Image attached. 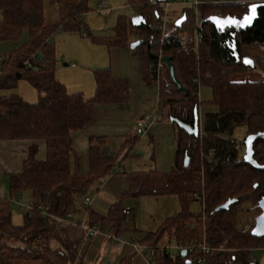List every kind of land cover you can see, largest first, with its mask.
<instances>
[{"label": "trees", "instance_id": "trees-1", "mask_svg": "<svg viewBox=\"0 0 264 264\" xmlns=\"http://www.w3.org/2000/svg\"><path fill=\"white\" fill-rule=\"evenodd\" d=\"M164 1L168 0H127L133 14L143 16L145 22L135 26L132 17L120 14L114 32L107 35L87 28L84 16L91 9L89 0H51L59 10L57 21L46 18L44 0H0V40L17 41L25 36L2 60L0 89L14 90L23 79L39 95L36 102L14 92L0 96V142L32 141L22 169L6 175L10 197L0 196V264H88L79 254L81 241L66 230L67 216L71 213L74 218L79 211L78 200L83 201L97 179L126 172L122 163L132 155L135 141L142 136L128 134L118 155L102 151L105 136H92L88 166L83 171L81 156L74 147L75 133L93 120L100 104L129 101L131 89L128 78L114 76L110 67H100L93 70L92 96L69 91L56 76L54 36L61 29L77 30L94 42L105 44L108 50L118 47L137 54L148 84L159 78L161 69H166L159 96L162 103L169 105L170 117L193 125L195 109L201 105L199 87L207 85L212 89L209 104L216 105L217 110L206 111L199 135L189 134L172 123L175 156L170 170L129 172V186L122 197L176 195L180 201L178 213L167 217L155 230H140L139 238L130 240L134 247L139 243L136 250L146 261L150 249L155 251V262L149 260L145 264H198V257L204 259L203 264H260L256 251L264 250V236L251 234L253 222L247 228L243 213L252 207L260 212L264 168L245 162L241 151L235 148L237 142L244 144V140L238 141L233 134L239 126L245 128V136L264 131V80L240 81L232 77L250 71L243 62L247 57L254 58L247 48L264 44V7L259 9L252 27L221 32L209 20L211 16L241 18L251 3L259 1L199 0L197 8L184 5L186 19L181 25L170 23L163 31ZM134 38L142 43L132 49ZM156 39L158 44L154 43ZM233 45L239 59L234 57ZM163 56L171 57L184 89L172 80ZM259 63L264 70V61ZM41 141L45 144V158L38 156ZM186 156L189 166L184 165ZM254 158L264 165V139L255 141ZM26 191L32 193L33 199L24 211L23 223L16 225L12 207ZM229 198L238 200L228 209H218ZM194 202L200 203V211L191 209ZM124 209L121 201L103 213L84 205L88 224L99 226L114 245L116 236L126 241ZM166 235L175 245H194V251L187 256H173L172 251L160 246ZM203 244L212 248L210 253L203 252ZM118 264L135 263L129 256Z\"/></svg>", "mask_w": 264, "mask_h": 264}, {"label": "rangeland", "instance_id": "rangeland-1", "mask_svg": "<svg viewBox=\"0 0 264 264\" xmlns=\"http://www.w3.org/2000/svg\"><path fill=\"white\" fill-rule=\"evenodd\" d=\"M178 0H168V15L176 20L182 17L183 4ZM262 1L264 0H254ZM106 4V9L99 10V4ZM91 9L85 14L84 21L87 28L96 34H112L114 32V26L120 14L129 15L132 13V6L127 3V0H89ZM44 13L48 20L57 21L59 18V10L56 4L51 0H44ZM2 14L0 12V20ZM167 27H163V31H166ZM183 35H186L183 33ZM25 36H22L20 40H0V70L2 60L9 54V51L19 45ZM137 40L136 38L133 39ZM155 44H158L157 39L154 40ZM55 51L57 55V78L66 85L69 91L83 90L85 96H88L94 91L95 81L93 76V70L100 67H110L112 60L111 51L106 48V45L100 42H94L91 37L84 36L77 30L66 31L61 29L54 36ZM104 45V47L102 46ZM263 45L257 47H248L247 51L253 56L257 65L250 69L245 74H235L232 79L234 80H264V70L262 69L260 61H264V48ZM157 51V49H156ZM98 52V53H97ZM135 55V54H134ZM137 55V54H136ZM139 60V56H136ZM146 57V56H145ZM262 59V60H260ZM140 61V60H139ZM105 63V64H100ZM67 64V65H66ZM260 64V65H259ZM105 65V66H104ZM166 69H161L159 78L155 80V85L158 88L163 87V80L166 75ZM153 82V81H152ZM151 82V83H152ZM92 88V92L88 93V89ZM17 93L25 98L29 102H36L39 98L37 89L26 80H20L17 87L14 90H1L0 96L8 93ZM93 94V93H92ZM180 97V96H179ZM199 97L201 105L198 109L199 125L203 127L204 116L206 111L212 110L213 104H208L206 100L211 97V88L207 85H201L199 88ZM159 103L161 105L162 112L167 116L166 121H170V108L169 105L162 103V99L159 96ZM169 119V120H168ZM130 128V132H133V124L127 125ZM167 129L164 132L162 142H159V147H155L156 156L153 155L154 144L151 141V137L139 136L135 141L132 149L131 156L124 159L122 166L126 173L112 174L105 178L97 179L90 188H88V195L92 198L91 206L100 212H107L111 204L121 201L124 206H129L132 210L130 215H126L125 219V243L118 249L116 245L110 240H107L106 246L103 250H99L100 263L108 261L112 258L113 254L117 250H122L123 247H130L131 252L132 245L129 242L131 239H138L140 236V230H155L161 220L164 217L174 215L180 210V201L176 195H148L140 196L138 198L132 196H121L129 186V172L137 170L149 171L151 169H161L162 171L170 170L175 156L174 141L175 134L172 126L167 124ZM233 137L238 141H242L245 138V128L239 126L235 129ZM124 142V137L118 135H112L101 145L102 151L110 155H118ZM162 143V145H161ZM130 145L127 147V149ZM83 171H86V158L82 161ZM3 192L5 198L10 197L9 187L7 185V177L2 180ZM82 199V198H81ZM78 200L77 207L83 212L75 213V222L81 223L86 216L84 210V204L82 200ZM22 204L30 205V198L28 192H24L21 197L18 198ZM251 207V206H248ZM191 209L194 211H200L201 205L199 202H194L191 205ZM260 209V208H259ZM24 210L16 207H12V221L16 225H21L24 221ZM259 214V210L256 207L250 208L243 213V219L246 221L244 225L255 223V217ZM82 216V217H80ZM86 219V218H85ZM243 225V224H242ZM252 225V226H253ZM246 228V229H247ZM102 232L96 233L93 239L102 235ZM130 245V246H129ZM160 246H166L173 253L176 252V245L173 241H170L169 236H165L160 243ZM90 252V251H89ZM96 249L93 250V253ZM90 253L88 256L92 255ZM140 252H134L137 255L136 260L139 264L146 263L142 256L138 254ZM135 258V256H134ZM256 258H258L260 264H264V250L256 251ZM112 262V261H111ZM112 264V263H111Z\"/></svg>", "mask_w": 264, "mask_h": 264}, {"label": "crops", "instance_id": "crops-1", "mask_svg": "<svg viewBox=\"0 0 264 264\" xmlns=\"http://www.w3.org/2000/svg\"><path fill=\"white\" fill-rule=\"evenodd\" d=\"M175 1L177 2L178 0H175ZM129 16L130 17L135 16V14H133V11L131 14H129ZM177 19L175 20V22L177 21ZM102 46L104 47V45ZM263 48H264V45H263ZM110 51L112 54V60L109 66L111 68L112 74L116 77L128 78L129 83H130L131 95H130L129 101L125 103L100 104L96 109V113L94 115L93 120L88 125H86L84 128L78 130L75 133L74 147H75L76 152L80 154L82 161L84 160V158H86V169L88 166L87 156H88L89 138H91L92 136H105V139L107 140V138L111 137L112 135H118V136L124 137L123 143H125L128 134H132L130 132V128L127 125L129 123H132L134 127L133 132L134 134H137L136 124L140 119H142L144 113L148 110H153L156 107H160L159 88L157 87V85H155V81H153L150 84L145 82L144 77H143L142 60L140 59V57H139V60H140L139 61L138 58L136 57L137 55H134L133 53H131L130 50L124 49V48L115 47V48H112ZM100 64H105V63H100ZM255 65H257L256 62H255ZM56 69H57V66H56ZM94 90H95V87H94ZM74 91H78V90H74ZM81 91L83 92V90ZM91 92H92V88L88 89V93H91ZM92 93L94 94V91ZM92 93L89 94L88 96H92L93 95ZM212 96H213V93L211 89V97H209L206 101L210 102L212 99ZM200 101L204 102L202 100ZM213 106L214 107L211 108L212 109L211 111H216L217 106L216 105H213ZM167 124L169 126L170 125L172 126V123L170 121L165 120L162 123H159L153 126L150 132L144 135V136L151 137V141L156 148L157 147L160 148L159 142L160 141L162 142L164 132L167 129L166 127ZM134 134H132V136ZM31 143L32 141L28 139L3 140L0 142V196H5V193L3 192V189L1 188L3 178L6 177L7 173L17 172L22 169L23 162L28 155L27 154L28 148ZM174 150H175V141H174ZM154 154L156 156L155 151H154ZM38 156L40 158H45L46 156L45 144L43 141H41L40 143V150H39ZM121 168L123 169V166ZM26 192H28L29 194L30 203H31L33 199L32 193L30 191H26ZM125 208H128L131 214L132 212L131 208L129 206H125ZM81 212H83V210L78 211V213H81ZM78 213H76V215ZM167 217L169 216L164 217L163 220H161V222L159 223V225ZM74 218L70 222L66 223V230L72 238L78 239L81 241L82 243L81 251L79 252V254L84 258V261L88 264H100V256L98 254L100 253L99 250H103V248L106 246V243L108 242L107 240L109 239L102 233V235L96 236L91 242V239L93 237H89V238L86 237V230L80 225L79 223L80 221L75 222ZM141 231H147V230L141 229ZM126 243H130L132 245L130 241ZM94 249H96L95 253H93ZM118 249H121V248H118ZM132 249H133L132 250L133 252H131L130 247L126 248L125 246L123 247L121 251L117 250L116 253L113 254L112 258L108 259V261L106 262L107 263L110 262V264L111 263L118 264L122 258L132 256V262L135 264H139L136 260L137 255L134 254V252H138V251L133 245H132ZM90 253H93V254L88 256ZM142 258L144 260L143 256ZM144 261L147 262L146 260ZM103 262L105 263V261Z\"/></svg>", "mask_w": 264, "mask_h": 264}, {"label": "water", "instance_id": "water-1", "mask_svg": "<svg viewBox=\"0 0 264 264\" xmlns=\"http://www.w3.org/2000/svg\"><path fill=\"white\" fill-rule=\"evenodd\" d=\"M255 5L256 7L253 8L252 6ZM264 7V2H253L249 5L248 11L241 17H233V16H219V15H213L209 18V20L215 25L217 29H219L221 32H224L227 28H237L240 30H245L247 28H250L254 25L255 21L258 19L259 16V9ZM245 16L250 17V20L245 21ZM186 19V16L183 15L182 17L178 18L176 21V25L179 26L182 24V22ZM229 20H235L238 21V23L232 24V23H226V21ZM132 22L135 26H138L145 22V19L141 15H135L132 17ZM142 41L140 39L134 40L131 42L130 47L132 49H135L138 47ZM148 49H150V45L148 44ZM232 50L234 52V57L238 58V53L236 52V46L233 45ZM152 56H156L155 54L150 53ZM163 61L168 65L170 75L172 80L178 85L180 89H184L182 84L180 83L178 77L176 76L174 65L171 62L170 56H163ZM244 64L248 66L249 68H253L255 66L254 59L247 57L243 60ZM171 123H176L181 129L185 130L189 134L193 135H199L200 134V125H199V116H198V108L195 109V121L194 124H188L182 120H180L177 117L171 116L170 117ZM257 139H264V131H260L257 133H251L245 136L244 138V145H245V152L243 155V159L248 164H251L255 168H263L264 165H261L257 162V160L254 158V143ZM190 159L188 156H186L184 160V165L189 166ZM238 199L237 198H229L226 202L221 204L218 209H228L231 204L235 203ZM258 207L260 208V213L255 217V223L252 227L251 234L253 236L261 237L264 236V195L261 197V199L258 201ZM188 252L184 248L181 250V255L187 256ZM251 264H257L256 262H252Z\"/></svg>", "mask_w": 264, "mask_h": 264}, {"label": "built area", "instance_id": "built-area-1", "mask_svg": "<svg viewBox=\"0 0 264 264\" xmlns=\"http://www.w3.org/2000/svg\"><path fill=\"white\" fill-rule=\"evenodd\" d=\"M183 5H189V6H193V8H197V6L199 5L200 1L199 0H184L181 1ZM106 9V4L101 3L99 5V10L103 11ZM169 11H168V1H164L162 2V15H161V19L164 23V28H166L168 26V24L170 23H174L175 20H173L169 15H168ZM167 116L162 112V110L159 107L154 108L153 110H148L144 113L142 119H140L137 124H136V133L138 135H146L150 132V130L152 129L153 126L162 123L163 121H165V118ZM235 148L241 152L245 151V145L241 144L240 142H237L235 144ZM92 198L90 197V195H86L83 199V204L86 206H91L92 204ZM14 207L16 208H20L22 210H27L29 209V205L26 204H22L20 201H15L14 202ZM124 213L125 214H129L130 210L128 208L124 209ZM67 222H70L72 219V214L69 213L67 216ZM86 218V219H85ZM80 225L86 230V237H92L94 236L96 233L100 232V227L97 225L94 226H90L88 224V218L87 215L84 217V219L81 221ZM107 231L105 230V233ZM115 243L118 247L122 246V244L124 243V240L122 237L120 236H116L115 237ZM135 248L139 249V243H135ZM186 249L188 253H192L194 251L195 246L194 245H176V252L173 253L172 255L175 256L178 253H181L182 249ZM163 250L166 251H171L169 250L166 246H162ZM203 252L205 254L210 253L212 248L206 246L205 244H203L202 246ZM154 255H155V251L150 249V251L148 252L146 259L148 258V261L151 260L152 262L154 261ZM197 262L198 264H203L204 263V259L202 257H198L197 258Z\"/></svg>", "mask_w": 264, "mask_h": 264}, {"label": "snow or ice", "instance_id": "snow-or-ice-1", "mask_svg": "<svg viewBox=\"0 0 264 264\" xmlns=\"http://www.w3.org/2000/svg\"><path fill=\"white\" fill-rule=\"evenodd\" d=\"M252 7L255 8L256 6L253 5ZM244 19H245V21H247V20H250V17L245 16ZM226 23H232V24H235V23H238V21H235V20H229V21H226Z\"/></svg>", "mask_w": 264, "mask_h": 264}, {"label": "flooded vegetation", "instance_id": "flooded-vegetation-1", "mask_svg": "<svg viewBox=\"0 0 264 264\" xmlns=\"http://www.w3.org/2000/svg\"><path fill=\"white\" fill-rule=\"evenodd\" d=\"M245 152V151H244ZM244 152H241L244 155ZM254 167V166H253ZM264 168V167H263ZM262 169V168H261ZM261 211V210H260ZM260 213V212H259ZM254 226V225H253Z\"/></svg>", "mask_w": 264, "mask_h": 264}]
</instances>
